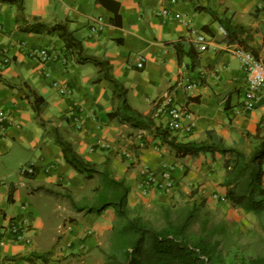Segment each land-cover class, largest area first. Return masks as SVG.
<instances>
[{"label":"crops","instance_id":"obj_1","mask_svg":"<svg viewBox=\"0 0 264 264\" xmlns=\"http://www.w3.org/2000/svg\"><path fill=\"white\" fill-rule=\"evenodd\" d=\"M23 4L29 17L65 22L86 54L107 61L112 76L126 88L127 103L137 112L151 115L158 99L172 95L187 110L182 123L189 131L172 133L178 141L200 142L212 135L225 147L252 153L250 135L258 132L264 137V89L253 110L242 109L246 80L235 56L240 47L264 61V0H177L174 4L168 0H23ZM163 8L166 16L157 14ZM209 10L243 26L236 37L243 43L229 40ZM15 14V7L0 2V53L10 58L9 64L0 66V76L11 85L0 83V112L7 116L0 137V264H81L84 257L107 249L114 209L97 214L73 208L70 198L75 202L91 198L98 179H86L64 161L53 128L84 160L95 164L110 160L112 177L124 180L130 189L129 209L171 205L195 193L194 197L205 199L208 209L214 206L226 217L242 211L224 199L227 155L180 158L147 131L112 119L117 101L98 68L78 63L56 36L20 31ZM98 17L101 27L92 31L91 21ZM191 30L206 36L205 50L199 51L193 43ZM181 38L193 45L192 63L187 56L178 63L173 42ZM30 48L46 49L49 57L30 55ZM139 56L144 58L141 68L136 67ZM186 79L195 81L196 87L186 91ZM54 82L68 85L73 97L60 95ZM25 85L44 98L38 117L30 105L32 97L26 98L30 93ZM152 119L165 127V118ZM25 165L36 169L31 178L19 174ZM145 167L170 168L173 190L143 194ZM261 168L264 182V162ZM67 223L68 229L61 228ZM21 233L28 242L16 240ZM47 252L44 259L36 257Z\"/></svg>","mask_w":264,"mask_h":264},{"label":"trees","instance_id":"obj_2","mask_svg":"<svg viewBox=\"0 0 264 264\" xmlns=\"http://www.w3.org/2000/svg\"><path fill=\"white\" fill-rule=\"evenodd\" d=\"M0 2L15 7V22L20 31L56 36L65 50L76 56L78 63H91L98 68L112 87L113 101H117L116 110L111 113L112 119L147 131L180 158L200 153L227 155L224 165V199L232 208L256 216L264 233V182L261 168L264 162L263 136L258 132L250 135L254 144L252 153L237 147H225L212 135L200 142L178 141L166 127L157 125L150 114L142 115L127 103L126 88L112 76L107 61L86 54L81 41L73 36L65 22H46L39 17L27 16L23 0ZM258 10L256 7L255 11ZM209 12L224 28L229 40L243 43V39L236 38L243 32V26L233 25L227 19L219 18L213 11ZM173 46L179 65L184 56L193 62L194 48L188 39L181 38L173 42ZM0 83L9 85L1 76ZM25 87L30 93L26 98L32 97L30 105L38 117L40 107L45 102L44 98L31 92L27 85ZM52 135L68 165L86 179H98L91 198H84L80 202L70 198L73 208L97 214L108 207L114 209L115 221L108 236V246L106 250H101L104 255L103 264H264V255H245L239 249L233 254H225L226 239L230 235L229 225L234 221L223 218L215 222L210 209L205 206L204 198L194 197L195 193H192L186 201L160 205V224L154 225L138 209L128 208L127 196L130 189L124 180L112 177L109 159L101 164L86 161L56 128L52 129ZM48 254L47 252L36 257L44 259Z\"/></svg>","mask_w":264,"mask_h":264},{"label":"built area","instance_id":"obj_3","mask_svg":"<svg viewBox=\"0 0 264 264\" xmlns=\"http://www.w3.org/2000/svg\"><path fill=\"white\" fill-rule=\"evenodd\" d=\"M171 4L177 2V0H168ZM167 10L165 8L161 9L157 14L161 16H166ZM101 22V18L98 17L91 21L90 29L95 31L99 29ZM1 29V25H0ZM191 34L194 35L193 43L197 45L199 51H203L206 49V36L203 33L196 32L191 30ZM30 55H35L41 57L43 60L49 57L46 49H28ZM235 56L240 61L243 72L245 74L246 86L243 98L241 100V107L245 111H251L256 107L258 93L264 89V61L260 57L254 55L251 51L245 50L240 47H236ZM10 63V58L3 53H0V66H6ZM144 65V58L138 57L136 62V67L141 68ZM56 87L58 93L64 97L72 98L73 91L68 85L65 83L58 84L56 82L53 83ZM186 91H190L194 89L197 83L186 79L183 84ZM152 117L155 119L165 118V127L171 132H175L178 130L185 129L189 131V127L183 125L182 121L187 115V110L176 103L173 96L167 94L160 99H158L154 103V107L151 113ZM7 119L6 114L0 112V137L5 134L6 127L3 124ZM35 173V167L32 165H25L20 168L19 174L28 178L31 174ZM23 185V183H21ZM174 179L172 177L171 169L167 167H163L160 171H152L150 168L145 167L143 169V181L140 184L141 192L143 194H147V191H163L170 192L174 188ZM27 228V227H26ZM25 228V229H26ZM61 228L68 229L67 226L64 225ZM28 230V229H27ZM25 232V231H24ZM23 232V233H24ZM17 237V238H16ZM16 240H21L24 242H28V239L24 237V234L16 235Z\"/></svg>","mask_w":264,"mask_h":264},{"label":"rangeland","instance_id":"obj_4","mask_svg":"<svg viewBox=\"0 0 264 264\" xmlns=\"http://www.w3.org/2000/svg\"><path fill=\"white\" fill-rule=\"evenodd\" d=\"M176 202L182 201L177 200ZM209 209L211 211L212 219L215 222L223 218L232 219L234 221V223L231 222L229 225L230 235L228 239H226V247L224 250L225 254H233L236 249H239L241 253L245 255H264V233L259 227V221L256 216L251 213H245L243 210H236L234 211L233 217H226L222 210H219L214 206ZM140 213L154 225L160 224L159 206L155 205L153 207H146L142 209ZM101 250L103 249L101 248L95 254L88 256V258L84 257L81 264H103L104 255Z\"/></svg>","mask_w":264,"mask_h":264}]
</instances>
